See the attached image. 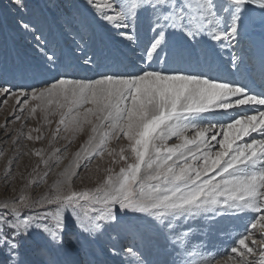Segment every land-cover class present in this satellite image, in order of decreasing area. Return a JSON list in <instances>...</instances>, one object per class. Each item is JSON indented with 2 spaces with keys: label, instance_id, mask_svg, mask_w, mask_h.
Masks as SVG:
<instances>
[{
  "label": "snow or ice",
  "instance_id": "obj_1",
  "mask_svg": "<svg viewBox=\"0 0 264 264\" xmlns=\"http://www.w3.org/2000/svg\"><path fill=\"white\" fill-rule=\"evenodd\" d=\"M47 7L14 21L38 62L0 61V264H264V0Z\"/></svg>",
  "mask_w": 264,
  "mask_h": 264
},
{
  "label": "rangeland",
  "instance_id": "obj_2",
  "mask_svg": "<svg viewBox=\"0 0 264 264\" xmlns=\"http://www.w3.org/2000/svg\"><path fill=\"white\" fill-rule=\"evenodd\" d=\"M52 2V0H25L26 12L21 13L19 9H16V6L12 4V0H0V61H3L5 57L9 60V66H12V60L16 57H19L20 61L30 62L36 64L39 60L38 54L32 49L29 42L20 35H17L14 29L15 18L19 15H25L26 18H39L46 20L51 24L54 33H59V26L57 23V10L50 9L47 7ZM59 3H63L64 0H57ZM60 48L63 50L62 55L65 59H72L71 50H70V41L65 42L63 38L59 39ZM11 105V102H10ZM9 105V108H10ZM8 112L0 108V123L3 122L4 117ZM31 126H35L34 121H29ZM12 127H19L18 123H13ZM81 141H76L71 150H74L78 147ZM175 142V141H172ZM46 143V142H45ZM42 145L37 142L35 147H41ZM4 147V135L0 132V148ZM11 151L5 155H0V197L6 195L5 188V179H4V170L7 164L8 157L11 156ZM34 163L29 157H24L20 163V170H25V167L28 166L30 169L31 164ZM51 180V177L49 178ZM77 186L79 183L77 182ZM16 187H21V182L17 180ZM41 188L35 189V192L41 191ZM11 194V193H7ZM231 226H229L230 228ZM242 230V229H238ZM219 238V239H218ZM216 239V241H215ZM228 240V241H227ZM214 242L221 247H226L230 244V238L224 232H218L214 236ZM104 238H101L99 241L87 246V252L90 254L86 256L85 250L80 249V245L76 240H66V247L69 252V260L83 261L86 258H96L100 260H111L109 257H105L101 249L103 248ZM226 245V246H225ZM32 246H30L31 248ZM112 264H115V261H112Z\"/></svg>",
  "mask_w": 264,
  "mask_h": 264
},
{
  "label": "bare ground",
  "instance_id": "obj_3",
  "mask_svg": "<svg viewBox=\"0 0 264 264\" xmlns=\"http://www.w3.org/2000/svg\"><path fill=\"white\" fill-rule=\"evenodd\" d=\"M219 239V238H218ZM215 241H216V239H215ZM228 241V240H227ZM218 244V243H217ZM226 246V245H225ZM228 246V245H227Z\"/></svg>",
  "mask_w": 264,
  "mask_h": 264
}]
</instances>
